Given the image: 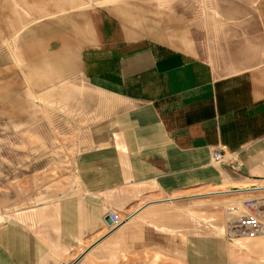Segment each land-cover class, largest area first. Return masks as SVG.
<instances>
[{"label": "crops", "instance_id": "0c3cea01", "mask_svg": "<svg viewBox=\"0 0 264 264\" xmlns=\"http://www.w3.org/2000/svg\"><path fill=\"white\" fill-rule=\"evenodd\" d=\"M249 12L218 23L211 49L186 26L163 37L142 26L132 37L123 25L111 36L115 25L105 17L113 11L92 12L100 23L91 19V31L88 24V47L78 35L76 71L118 105L90 125L75 186L0 218V264H71L108 241L126 248L121 255L148 248L152 257L142 260L151 264L154 246L166 264H264V237L234 242L222 221L210 234L202 210L164 199L204 186L242 202L264 196V9ZM223 146L214 163L213 149ZM111 211L134 216L110 230Z\"/></svg>", "mask_w": 264, "mask_h": 264}, {"label": "rangeland", "instance_id": "374dc122", "mask_svg": "<svg viewBox=\"0 0 264 264\" xmlns=\"http://www.w3.org/2000/svg\"><path fill=\"white\" fill-rule=\"evenodd\" d=\"M107 1L0 0V218L31 205L40 194L75 186V161L87 148L90 125L118 105L115 98L94 89L76 71L74 52L82 50L74 51L73 46L79 36L81 48L90 45L88 24L91 31V19L100 23V17H92L94 10L113 11L105 17L115 25L108 35H118L123 25L132 37H140L142 26L145 33L156 37L167 35L168 27L183 35L186 26L192 37L209 39L205 47L211 49L216 48L218 23L247 15L254 8L264 9V0ZM178 45L190 43L182 40ZM58 48L65 50L56 51ZM220 189L204 186L164 199H168L167 207L202 210L211 234L220 221L226 226L231 207L243 208L242 201L219 194L225 191ZM125 250L113 241L104 242L79 264H151L142 260L150 258L148 248L143 246L139 254L121 255ZM154 259L155 264L167 262L155 246Z\"/></svg>", "mask_w": 264, "mask_h": 264}, {"label": "built area", "instance_id": "2783aa9c", "mask_svg": "<svg viewBox=\"0 0 264 264\" xmlns=\"http://www.w3.org/2000/svg\"><path fill=\"white\" fill-rule=\"evenodd\" d=\"M225 147L213 149L212 160L214 163H220L224 159ZM242 211L237 207L229 209L228 221L226 223L225 235L229 240L255 239L264 236V196L247 198L243 201ZM236 209V210H235ZM234 212V213H231ZM111 216V229L123 226L134 216L132 213L123 216L115 211L109 212ZM228 215V216H229ZM108 217V216H107Z\"/></svg>", "mask_w": 264, "mask_h": 264}, {"label": "water", "instance_id": "95a60500", "mask_svg": "<svg viewBox=\"0 0 264 264\" xmlns=\"http://www.w3.org/2000/svg\"><path fill=\"white\" fill-rule=\"evenodd\" d=\"M107 221H108L110 224H112L111 216L108 215V217H107ZM109 232H110V231H109ZM82 255H83V254H81L78 258H76L74 261H72L71 264H77L78 261H79V259L82 257Z\"/></svg>", "mask_w": 264, "mask_h": 264}, {"label": "bare ground", "instance_id": "6f19581e", "mask_svg": "<svg viewBox=\"0 0 264 264\" xmlns=\"http://www.w3.org/2000/svg\"><path fill=\"white\" fill-rule=\"evenodd\" d=\"M259 188V187H258ZM257 188V189H258ZM260 189H264V186L263 187H260ZM228 191V190H227ZM227 191H223L222 193H226ZM255 191V190H254ZM257 192V191H256ZM196 196V195H195ZM175 199V198H174ZM103 237V236H102ZM259 237H264V236H259ZM96 242H98L97 240H96ZM95 243V242H94ZM83 256V255H82ZM82 258V257H81ZM80 260V259H79Z\"/></svg>", "mask_w": 264, "mask_h": 264}]
</instances>
